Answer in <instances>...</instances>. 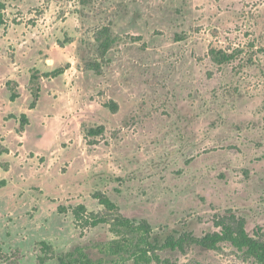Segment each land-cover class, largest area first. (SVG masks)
Listing matches in <instances>:
<instances>
[{"label": "rangeland", "instance_id": "obj_1", "mask_svg": "<svg viewBox=\"0 0 264 264\" xmlns=\"http://www.w3.org/2000/svg\"><path fill=\"white\" fill-rule=\"evenodd\" d=\"M0 3V143L13 152L0 156L7 256L20 248L22 264H37L45 241L57 257L82 247L94 264H137L138 234L105 224L82 235L76 227L79 205L107 213L97 192L153 233L201 237L219 231L215 216L226 211L247 220L250 233L264 226V0ZM104 28L116 42L103 58ZM211 48L242 53L220 67ZM95 63L101 75L88 70ZM68 64L65 75L44 81L30 111L31 71ZM9 80L20 86L16 103ZM111 102L117 111L105 107ZM22 114L30 118L24 139L11 117ZM99 127L102 135L89 136ZM157 255L152 264H256L228 243Z\"/></svg>", "mask_w": 264, "mask_h": 264}, {"label": "trees", "instance_id": "obj_2", "mask_svg": "<svg viewBox=\"0 0 264 264\" xmlns=\"http://www.w3.org/2000/svg\"><path fill=\"white\" fill-rule=\"evenodd\" d=\"M5 6L0 3V27L6 25L4 15ZM97 41L99 43V52L104 58L107 53L113 48L116 40L112 37L110 28H104L99 32ZM240 50L228 52L226 50L211 48L209 57L211 61L217 66H224L234 62L239 55ZM70 65L57 68L51 72L42 73L34 69L30 73L27 90L32 97V102L29 110H36L42 97L43 83L45 80L57 79L66 74ZM88 70L93 71L97 75L102 74V68L98 64H90ZM6 89L10 93V101L16 103L21 98L20 86L16 80H9L6 83ZM105 107L111 108L112 111H117L118 106L111 102ZM18 120L19 127L16 130L17 134L23 136L26 127L30 124V119L27 114H22L19 118L11 116ZM104 127L92 129L89 136H100L104 133ZM10 150L0 143V156L9 154ZM5 166V167H4ZM4 171L10 170V164L1 166ZM5 181L0 182V186H5ZM94 198L106 210V214L89 213L85 205H79L73 209L72 213L75 219V225L83 232L87 229L96 228L100 225L111 224L114 233H121L127 231L128 233H136L139 237V242L136 244V251L133 254L136 258L137 264H152L154 261H159L157 255L158 251L171 249L186 252L187 247L198 245L206 250L217 251L220 245L228 243L244 252L246 257L254 259L256 264H264V226H257L255 230L250 233L247 228V220L238 217L232 211H226L224 214H217L215 216V226L219 231L207 232L201 237H196L194 234L182 233L179 230H169L167 233L158 234L153 233L151 225L143 221L136 224L134 221L126 218L120 213L118 205L110 199L107 195L97 192ZM61 213H65L64 208H59ZM41 255L37 258V264H47L54 260L56 256L55 248L48 242H40ZM119 248V252L122 249ZM22 249L17 248L11 256L5 254L0 245V261L5 260L7 264H22L23 260ZM59 264H94V262L84 253L82 247L76 248L74 251L62 254L57 257Z\"/></svg>", "mask_w": 264, "mask_h": 264}, {"label": "crops", "instance_id": "obj_3", "mask_svg": "<svg viewBox=\"0 0 264 264\" xmlns=\"http://www.w3.org/2000/svg\"><path fill=\"white\" fill-rule=\"evenodd\" d=\"M30 78V77H29ZM28 82H29V80H27ZM27 82V83H28ZM30 94V93H29ZM42 98V97H41ZM30 119V118H29ZM16 120V119H15ZM4 121L5 122H8V120H6V119H4ZM17 122H18V120H16ZM17 125V124H16ZM18 127L19 126H17V128H15V132L14 133H16L17 134V132H16V130L18 129ZM18 135V134H17ZM21 139H24L25 138V136H26V131H25V133L23 134V136H20V135H18ZM9 150H10V148L9 147H7ZM13 152H12V150H10V153L9 154H12ZM3 156V155H2ZM4 170V169H3ZM7 173H9V172H7Z\"/></svg>", "mask_w": 264, "mask_h": 264}]
</instances>
